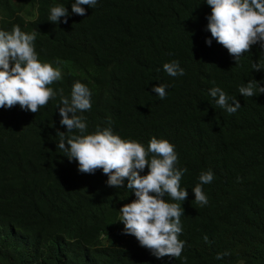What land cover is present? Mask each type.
<instances>
[{"label":"trees","instance_id":"16d2710c","mask_svg":"<svg viewBox=\"0 0 264 264\" xmlns=\"http://www.w3.org/2000/svg\"><path fill=\"white\" fill-rule=\"evenodd\" d=\"M73 3L0 0V30L19 25L25 33L36 31L38 59L62 72L49 85L57 96L36 115L19 105L0 108V264H264V94L251 97L263 109L258 124L247 105L230 115L216 110L208 95L219 87L238 100L226 74L236 73L238 85L255 80L261 87L264 73L242 74L253 62L250 55L236 65L223 59L226 49L215 55L205 48L198 21L211 12L206 0H97L93 8L81 6L84 16L71 13ZM57 5L68 10L67 23L49 22L50 8ZM182 34L185 43L179 45ZM263 54L256 55L261 63ZM173 60L185 75L163 71ZM243 61L248 62L242 66ZM77 81L92 93V108L78 113L86 118L85 135L111 128L145 148L152 137L167 140L177 153L176 166L187 169L181 188L188 192L198 171L222 162L229 182L243 187L240 208L224 207L214 193L205 206L191 197L183 202L165 197L183 209L179 239L185 246L179 258H156L135 237L126 240L130 246L120 258L110 246L99 244L94 253L80 247L81 239L100 231L115 242L110 230L123 225L114 223L125 204L102 169L81 176L64 171L68 158L57 147V132L67 129L60 124L58 90L70 97ZM160 84L167 86L164 99L152 91ZM226 251L230 255L216 259Z\"/></svg>","mask_w":264,"mask_h":264},{"label":"clouds","instance_id":"9594fccd","mask_svg":"<svg viewBox=\"0 0 264 264\" xmlns=\"http://www.w3.org/2000/svg\"><path fill=\"white\" fill-rule=\"evenodd\" d=\"M96 4L97 0H75L71 5V13L84 16L85 9L81 6L93 8ZM206 4L211 12H204L198 21L199 24L202 20L200 38L205 48L212 49L215 55L218 49H226L229 55L223 59L235 61L236 65L240 59L252 57L253 62L242 70V74L251 75L254 71L264 73V63L256 57L264 51V0H206ZM68 17L69 12L64 5H57L50 8L48 20L53 24L67 23ZM37 34L36 31L25 33L19 25H14L11 31L0 30V108L19 105L33 116L57 96V91L49 85L60 81L62 72L50 63H42L38 59L34 48ZM184 43L182 34L179 45ZM261 57L264 59V54ZM247 62L243 61L242 66ZM163 71L170 77L185 75L184 69L175 60L163 64ZM226 77L238 100L221 88L212 87L208 90V95L215 100L214 108H220V112L224 109L231 115L245 104L248 106V113L255 115L253 119L258 124L263 109L258 106L256 98L252 100L251 97L264 94V78L262 86L258 87L259 82L255 80L238 85L236 73L226 74ZM166 87L160 84L152 91L160 99H164L167 95ZM58 91L60 124L67 129V132H57L60 138L57 147L68 158L63 165L64 171L81 176V173L94 174L97 169H102L103 174L108 177L107 185L114 190H121L125 204L120 208L115 223L111 221L124 225L110 230L116 235L115 242L108 240L100 231L80 240L79 245L84 250L94 253L100 247L99 244L110 246L116 250V257L120 258L121 252L130 246L126 240L135 237L139 245L150 250L156 258H179L185 246V242L179 239L183 209L181 204L169 202L165 197L170 201L181 202L191 197L195 198V203L205 206L208 197L214 193L215 199L224 207L234 210L240 208L239 196L243 187L229 182L230 174H226L222 162L211 163L198 171L190 185L192 191L188 192L181 188V179L187 169L176 166L178 156L174 145L167 140L152 137L145 148L138 139L133 140L128 136L125 141L114 135L111 128L85 135L86 118L78 113L92 108L90 89L77 81L72 85L70 97L64 96L62 89ZM176 112L186 113L195 119L205 117L202 114H190L183 109ZM74 131H78L80 135H70ZM219 152L218 150L215 154ZM260 158L264 161L263 151ZM145 167L148 171L142 176L141 172ZM204 239L208 242L207 236ZM228 255L230 253L227 251L218 253L216 259L221 260Z\"/></svg>","mask_w":264,"mask_h":264}]
</instances>
